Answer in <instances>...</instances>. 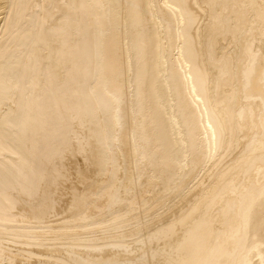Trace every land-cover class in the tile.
Wrapping results in <instances>:
<instances>
[{"label": "bare ground", "instance_id": "obj_1", "mask_svg": "<svg viewBox=\"0 0 264 264\" xmlns=\"http://www.w3.org/2000/svg\"><path fill=\"white\" fill-rule=\"evenodd\" d=\"M0 264H264V0H0Z\"/></svg>", "mask_w": 264, "mask_h": 264}, {"label": "rangeland", "instance_id": "obj_2", "mask_svg": "<svg viewBox=\"0 0 264 264\" xmlns=\"http://www.w3.org/2000/svg\"><path fill=\"white\" fill-rule=\"evenodd\" d=\"M65 158H66V156H65ZM64 160H65V159H64ZM156 204H157V203H155V206H156ZM159 204H160V203H159ZM163 204H164V203H163ZM155 206L153 207V205H152V207L149 209L151 212H150V211H148V212L152 213L153 211H155V210L157 209V207H156V209H155ZM153 208H154V209H153ZM152 209H153V210H152ZM56 220H57V219H56ZM56 220H54V221H55V222H58V221H59V220H57V221H56ZM54 221H53V223H54ZM56 224H57V223H56ZM139 234L142 235L143 233H139Z\"/></svg>", "mask_w": 264, "mask_h": 264}]
</instances>
